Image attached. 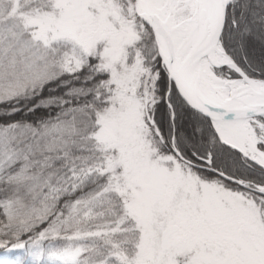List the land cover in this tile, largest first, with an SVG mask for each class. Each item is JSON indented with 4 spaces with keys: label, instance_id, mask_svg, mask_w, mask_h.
I'll list each match as a JSON object with an SVG mask.
<instances>
[{
    "label": "snow or ice",
    "instance_id": "obj_1",
    "mask_svg": "<svg viewBox=\"0 0 264 264\" xmlns=\"http://www.w3.org/2000/svg\"><path fill=\"white\" fill-rule=\"evenodd\" d=\"M0 264H264V0H0Z\"/></svg>",
    "mask_w": 264,
    "mask_h": 264
},
{
    "label": "trees",
    "instance_id": "obj_2",
    "mask_svg": "<svg viewBox=\"0 0 264 264\" xmlns=\"http://www.w3.org/2000/svg\"><path fill=\"white\" fill-rule=\"evenodd\" d=\"M0 254H3V250H0Z\"/></svg>",
    "mask_w": 264,
    "mask_h": 264
}]
</instances>
